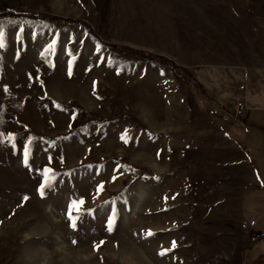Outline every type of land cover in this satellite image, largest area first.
Wrapping results in <instances>:
<instances>
[{
	"label": "rangeland",
	"instance_id": "374dc122",
	"mask_svg": "<svg viewBox=\"0 0 264 264\" xmlns=\"http://www.w3.org/2000/svg\"><path fill=\"white\" fill-rule=\"evenodd\" d=\"M0 32V264H264L222 141L264 127V0H0Z\"/></svg>",
	"mask_w": 264,
	"mask_h": 264
},
{
	"label": "crops",
	"instance_id": "0c3cea01",
	"mask_svg": "<svg viewBox=\"0 0 264 264\" xmlns=\"http://www.w3.org/2000/svg\"><path fill=\"white\" fill-rule=\"evenodd\" d=\"M255 110H258L257 114L260 115L264 108ZM246 120L248 123L250 122L248 118ZM241 125L242 129L225 130L222 141L227 143L231 155L235 157L234 154H236L237 156L236 160L232 162L236 161L235 166L241 169V182L254 187L263 186L264 188V127L258 124V128L251 129L243 122ZM226 149L228 151L227 147Z\"/></svg>",
	"mask_w": 264,
	"mask_h": 264
},
{
	"label": "snow or ice",
	"instance_id": "6c2138e0",
	"mask_svg": "<svg viewBox=\"0 0 264 264\" xmlns=\"http://www.w3.org/2000/svg\"><path fill=\"white\" fill-rule=\"evenodd\" d=\"M2 38H3V32H0V47L3 46V43H2ZM25 156H27V150L25 151ZM25 163H27V160H25ZM45 172V180L49 179L50 177L48 176V173L51 172V169H48V168H45L44 170ZM44 185L41 184L40 188L43 189ZM98 188H102V185H99ZM41 195H43V191H41L40 193ZM25 199H27V197H25ZM83 204V199L81 198L79 201H71L68 205V217H69V220L71 221V227L75 228L76 227V224H75V217L72 215V212L73 210L79 212L80 211V205ZM88 211H91V210H88ZM113 222V218L112 217H109L108 219V224H109V231L111 230V224ZM151 233L149 232V235ZM75 243V241H74ZM100 243H103V241H101ZM175 246V243L173 242V247ZM95 247H98V245H96L94 243V248ZM161 254H163V251L161 252Z\"/></svg>",
	"mask_w": 264,
	"mask_h": 264
},
{
	"label": "built area",
	"instance_id": "2783aa9c",
	"mask_svg": "<svg viewBox=\"0 0 264 264\" xmlns=\"http://www.w3.org/2000/svg\"><path fill=\"white\" fill-rule=\"evenodd\" d=\"M237 110H238V112H243L245 110V104L243 102H239L237 105ZM262 237H264V230H257L253 234L254 240L262 238Z\"/></svg>",
	"mask_w": 264,
	"mask_h": 264
}]
</instances>
